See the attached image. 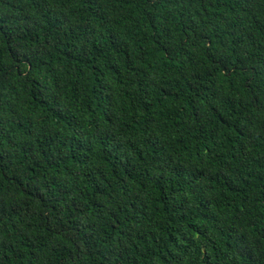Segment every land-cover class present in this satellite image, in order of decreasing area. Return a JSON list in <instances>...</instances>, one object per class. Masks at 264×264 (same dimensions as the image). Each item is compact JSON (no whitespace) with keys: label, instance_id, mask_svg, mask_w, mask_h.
<instances>
[{"label":"trees","instance_id":"obj_1","mask_svg":"<svg viewBox=\"0 0 264 264\" xmlns=\"http://www.w3.org/2000/svg\"><path fill=\"white\" fill-rule=\"evenodd\" d=\"M0 264H264V0H0Z\"/></svg>","mask_w":264,"mask_h":264}]
</instances>
